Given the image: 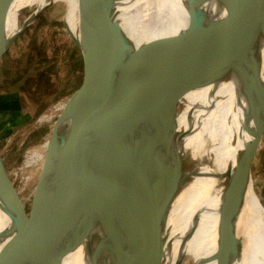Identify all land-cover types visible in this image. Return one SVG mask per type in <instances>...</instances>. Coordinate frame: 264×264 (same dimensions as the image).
Wrapping results in <instances>:
<instances>
[{"label": "water", "instance_id": "water-1", "mask_svg": "<svg viewBox=\"0 0 264 264\" xmlns=\"http://www.w3.org/2000/svg\"><path fill=\"white\" fill-rule=\"evenodd\" d=\"M13 1L0 0V11ZM104 1L78 0L79 39L70 36L81 52L82 82L50 118L55 119L46 152L43 146L36 150L44 154L43 164L30 156L40 163L29 207L0 159V201L13 224L0 250V264H31L30 258L61 241L62 233L76 219L148 183L149 172L174 157L181 138L177 116L183 111L182 101L213 80L241 50L242 81L251 112L264 113L258 44L264 38V0H231L236 16L210 26L193 14L189 31L146 46L118 40L121 27ZM31 24L24 25L19 34ZM11 44L7 45L0 29V61ZM263 135L264 130L244 162L234 186L235 202L251 178ZM173 191L162 202L144 198L138 212L125 223L127 264H148L145 258H158L154 242L145 248L134 228L153 220Z\"/></svg>", "mask_w": 264, "mask_h": 264}, {"label": "bare ground", "instance_id": "bare-ground-1", "mask_svg": "<svg viewBox=\"0 0 264 264\" xmlns=\"http://www.w3.org/2000/svg\"><path fill=\"white\" fill-rule=\"evenodd\" d=\"M60 1L14 0L1 10L0 29L7 45L24 25ZM65 1L68 32L79 39V32L73 31L78 0ZM106 3L121 27L118 40L132 46H146L189 31L193 14L201 16L204 26L236 16L231 0H105ZM26 9L33 12L20 26L19 17ZM258 44L264 81V38ZM236 56L244 62L242 50ZM182 104L183 111L177 116L181 138L176 142L174 157L153 168L148 174L149 182L132 195L76 219L62 233L61 241L35 253L31 264H127L125 223L138 212L144 198L162 202L172 190L173 196L156 217L134 228L145 248L153 241L158 249V258H145L148 264H183L186 256L193 264H264V207L251 178L239 201L233 198L234 186L250 155V143L245 151L236 139L237 121L251 112L242 72H236L234 57L213 80L187 95ZM64 164L67 167V157ZM12 228V219L0 201V250Z\"/></svg>", "mask_w": 264, "mask_h": 264}, {"label": "rangeland", "instance_id": "rangeland-1", "mask_svg": "<svg viewBox=\"0 0 264 264\" xmlns=\"http://www.w3.org/2000/svg\"><path fill=\"white\" fill-rule=\"evenodd\" d=\"M65 2L46 7L18 35L0 61V159L27 207L40 163L30 156L43 164L44 154L33 152L42 146L46 152L45 142L55 119L50 118L82 82L81 52L67 30ZM32 12L33 9L23 10L20 26ZM73 20V31L79 32V11ZM233 57L236 72H243V63ZM263 130L264 113L253 116L249 112L237 121L236 139L245 151L250 143L251 153ZM251 179L264 207V135L252 163ZM183 264H193V260L186 256Z\"/></svg>", "mask_w": 264, "mask_h": 264}]
</instances>
